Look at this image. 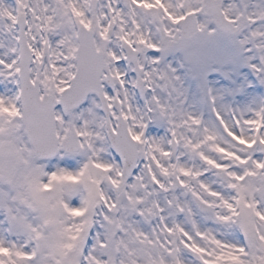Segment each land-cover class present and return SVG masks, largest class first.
<instances>
[{
	"label": "snow or ice",
	"instance_id": "obj_1",
	"mask_svg": "<svg viewBox=\"0 0 264 264\" xmlns=\"http://www.w3.org/2000/svg\"><path fill=\"white\" fill-rule=\"evenodd\" d=\"M0 264H264V0H0Z\"/></svg>",
	"mask_w": 264,
	"mask_h": 264
}]
</instances>
